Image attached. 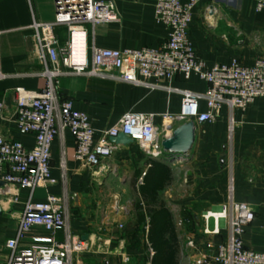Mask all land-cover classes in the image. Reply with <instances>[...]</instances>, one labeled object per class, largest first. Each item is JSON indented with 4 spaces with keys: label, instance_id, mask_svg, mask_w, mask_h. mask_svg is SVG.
<instances>
[{
    "label": "crops",
    "instance_id": "0c3cea01",
    "mask_svg": "<svg viewBox=\"0 0 264 264\" xmlns=\"http://www.w3.org/2000/svg\"><path fill=\"white\" fill-rule=\"evenodd\" d=\"M99 1H113L121 22L98 25L94 30L89 27V47L139 50L160 47L168 40L170 29L155 19L158 0ZM258 1L202 0L195 6L188 34L207 69L234 61L252 66L264 56V9L257 11ZM34 20H55L53 0H0L1 68L8 76L0 81V99L5 102L0 136L21 142L29 149L34 147L35 138L21 134L17 128L14 92L17 88L40 91L46 85V79L39 76L42 66L31 28ZM55 33L60 44H64L66 29L57 28ZM151 83L157 87L67 77L61 81L59 96L72 100L75 110L88 115L98 140L101 131L117 125L127 113L152 114L155 124L161 125L163 115L180 113L182 95L177 90L202 94L208 89L207 83L196 75L189 80L177 75L172 80ZM199 109L207 112L205 101L199 102ZM215 114L214 122L195 124L196 141L189 155L171 157L173 161L167 163L173 180L161 196L173 215L180 240L179 264L187 263L181 252L186 237H195L202 247L208 243L218 245L225 238L223 225L219 237H204L202 215L221 209L228 203L231 191L235 202L247 204L256 215L243 236L245 247L264 254V98L256 99L244 112H231L223 106ZM63 151L71 229L89 245L88 251L74 256L72 264H151L148 223H138L136 204L143 184L141 178L152 159L134 143L121 145L93 174L76 161L75 141L69 132L64 139L57 137L52 146L51 178L56 184L37 188L32 198L26 188L5 184L0 189V264L8 259L6 242L15 237L26 202L31 198L41 203L49 195H62ZM14 197L17 202H13ZM181 221L184 223L179 226ZM35 235L46 236L47 232L34 229L21 247H28ZM57 239L62 241L63 235L59 233Z\"/></svg>",
    "mask_w": 264,
    "mask_h": 264
},
{
    "label": "built area",
    "instance_id": "2783aa9c",
    "mask_svg": "<svg viewBox=\"0 0 264 264\" xmlns=\"http://www.w3.org/2000/svg\"><path fill=\"white\" fill-rule=\"evenodd\" d=\"M200 1L158 0L155 19L170 29L168 40L157 48L120 50L88 44L89 27L94 30L98 25L121 22L113 1L53 0L55 20L50 23L34 20L31 26L36 56L42 66L39 76L46 79V85L40 91L17 88L14 92L17 128L23 135H33L35 144L29 149L21 142L0 136L1 180L29 189L31 198L37 188L56 184L51 178L52 146L57 137L64 139L67 132L75 141L76 161L93 174L99 172L105 159L120 150L121 145L111 141L119 134L132 139L150 159L166 161L168 154L162 142L172 136L177 125L212 123L216 111L223 106H228L231 112L235 109L244 112L256 99L264 98V56L252 66L234 61L212 69H207L197 56L188 29ZM263 9L264 0H259L257 11ZM57 28L66 29L64 44L58 40ZM2 34L0 30V38ZM177 75L186 80L196 75L207 83L208 89L202 94L177 90L182 95L180 113L163 115L160 126L155 124L152 114L127 113L117 125L101 131L98 140L88 115L75 110L72 100L59 96L61 79L67 77H94L155 88L152 80H172ZM7 78L1 68L0 52V81ZM200 101L206 102L207 112L200 111ZM4 111L5 102L0 99V116ZM229 130L230 133L234 130L233 119ZM65 155L63 151L62 195H49L41 203L31 198L26 202L15 237L6 242L9 256L4 264H72L76 254L89 250V245L71 229ZM12 200L17 202V197ZM255 219V212L247 204L235 202L231 191L228 203L221 209L202 215V235L219 237L223 225L225 238L218 245L208 243L202 247L195 237H186L181 247L186 264H264V254L247 249L243 241L246 228ZM183 223L179 222V226ZM36 228L47 235H35L28 247H21ZM59 233L63 235L62 241L57 239Z\"/></svg>",
    "mask_w": 264,
    "mask_h": 264
},
{
    "label": "trees",
    "instance_id": "16d2710c",
    "mask_svg": "<svg viewBox=\"0 0 264 264\" xmlns=\"http://www.w3.org/2000/svg\"><path fill=\"white\" fill-rule=\"evenodd\" d=\"M172 180V169L166 161L151 160L139 188L137 221L148 223V243L154 252L151 264H179L180 240L173 215L161 197Z\"/></svg>",
    "mask_w": 264,
    "mask_h": 264
},
{
    "label": "water",
    "instance_id": "95a60500",
    "mask_svg": "<svg viewBox=\"0 0 264 264\" xmlns=\"http://www.w3.org/2000/svg\"><path fill=\"white\" fill-rule=\"evenodd\" d=\"M111 141L118 145L133 144V140L124 134H119L117 137L112 138ZM196 141V130L194 122H188L177 127L172 136L165 139L162 145L167 152L168 162L173 161V158L180 159L182 156H187L192 151ZM5 186V182L0 180V189ZM2 215V209L0 204V216ZM86 238V237H85Z\"/></svg>",
    "mask_w": 264,
    "mask_h": 264
},
{
    "label": "rangeland",
    "instance_id": "374dc122",
    "mask_svg": "<svg viewBox=\"0 0 264 264\" xmlns=\"http://www.w3.org/2000/svg\"><path fill=\"white\" fill-rule=\"evenodd\" d=\"M62 80H63V79H61V81H62ZM157 125H158V126H160V124H157ZM166 163H168V161H167V160H166ZM162 196H163V195H162ZM162 196H161V197H162ZM73 234H74V233H73ZM74 235H75V234H74ZM180 246H181V245H180Z\"/></svg>",
    "mask_w": 264,
    "mask_h": 264
}]
</instances>
